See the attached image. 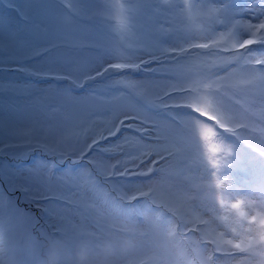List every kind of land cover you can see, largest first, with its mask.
I'll list each match as a JSON object with an SVG mask.
<instances>
[{"label":"snow or ice","instance_id":"1","mask_svg":"<svg viewBox=\"0 0 264 264\" xmlns=\"http://www.w3.org/2000/svg\"><path fill=\"white\" fill-rule=\"evenodd\" d=\"M0 70V264H264V0H0Z\"/></svg>","mask_w":264,"mask_h":264},{"label":"rangeland","instance_id":"2","mask_svg":"<svg viewBox=\"0 0 264 264\" xmlns=\"http://www.w3.org/2000/svg\"><path fill=\"white\" fill-rule=\"evenodd\" d=\"M0 78H8L21 82L26 79L23 75L18 73L9 76L8 73L3 70H0ZM16 103L22 104V101H17ZM4 139L6 138H0V143H3ZM8 151L15 154H23L28 150L22 147H12L8 149ZM56 243L61 246V249H59ZM53 247H56L55 259H52ZM47 248L48 256L46 257V264H106L105 258L96 259L97 255H95V251L101 248L103 253L105 252L104 254L108 255L110 253V242H97L92 238H60L50 241Z\"/></svg>","mask_w":264,"mask_h":264},{"label":"bare ground","instance_id":"3","mask_svg":"<svg viewBox=\"0 0 264 264\" xmlns=\"http://www.w3.org/2000/svg\"><path fill=\"white\" fill-rule=\"evenodd\" d=\"M54 241V240H53ZM76 242V241H75ZM77 243V242H76ZM57 244V246L59 247V249H61V246L58 244V243H56ZM78 244V243H77ZM63 249V248H62ZM52 250H53V254H52V259H55L56 258V256H55V251H56V247H53L52 248ZM96 253H95V255H97V258L96 259H103V258H105L106 257V255L103 253V250H101V248H98L96 251H95ZM88 257H90V256H88ZM91 264V263H90Z\"/></svg>","mask_w":264,"mask_h":264}]
</instances>
